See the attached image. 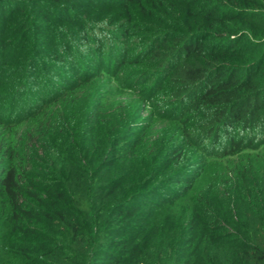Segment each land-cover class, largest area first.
Returning a JSON list of instances; mask_svg holds the SVG:
<instances>
[{"label": "trees", "instance_id": "trees-1", "mask_svg": "<svg viewBox=\"0 0 264 264\" xmlns=\"http://www.w3.org/2000/svg\"><path fill=\"white\" fill-rule=\"evenodd\" d=\"M96 1L99 0H30L27 5L24 0H0V57L10 38L18 40L23 32L32 33L34 22L51 17L60 24L53 26L59 37L58 54H65L72 46L83 54V49L90 47L101 55L118 50L122 59L135 48L134 62L149 73L150 92L166 90L176 102V120H190V128L177 138L181 145L185 143L192 149L184 150L180 144L169 148L179 156L170 169L162 157L153 165L144 161L137 170L129 172L124 156L107 157V151L105 157L87 158L88 163L95 162L92 167L79 166L77 170L67 164L63 202L51 203L56 210L53 214L41 211L48 219L47 225L35 231L33 236L38 243L32 251L25 249L12 256L27 260L42 251L51 264H91L93 259L103 260V264H264V186L252 203L246 198L253 197V190L245 183L234 187L229 198L221 201L215 198L217 192L211 196L184 184L193 177L189 171L191 162L229 155L233 148L264 135V42L248 40L249 35L264 28V21L259 28L254 21L255 10L264 8V0H186L191 7H184L188 14L181 25L183 31L179 32L151 21L138 23L130 14L115 19L90 18L88 8ZM109 1L107 5L115 6ZM168 1L180 0H120L116 6L127 3L142 8L143 4L152 3L158 8ZM195 4L199 6L198 14L191 11ZM61 7L67 11L58 17L55 11ZM129 24L144 32L143 43L138 47V41L128 44L127 37L114 33L118 26ZM12 33L14 37H9ZM9 85L11 92L17 83ZM52 96H46V101ZM27 109L25 113H33L38 108ZM4 118L0 114V119ZM118 141L128 149V140ZM22 183L16 168H0V198L5 199L13 214L21 213L32 220L30 210L24 206L27 191ZM175 185L184 192L194 190L189 200L181 194L171 193L170 198L162 195ZM157 191L160 193L150 209L174 207L172 201L184 196L192 201L187 205L188 213L183 214L185 219H175L177 230L170 233L155 225L153 229L158 228L163 239H157L154 233L151 240L149 236L141 244L142 238L126 237L117 246L115 231L123 229V234H128L117 220L134 223L142 205L136 201ZM133 195L139 197L130 201ZM4 208L0 209V216ZM172 220L174 217L171 223ZM229 224L238 227L246 239L227 246L222 234L213 233ZM5 251L11 253L10 248Z\"/></svg>", "mask_w": 264, "mask_h": 264}, {"label": "rangeland", "instance_id": "rangeland-1", "mask_svg": "<svg viewBox=\"0 0 264 264\" xmlns=\"http://www.w3.org/2000/svg\"><path fill=\"white\" fill-rule=\"evenodd\" d=\"M24 1L30 5V0ZM119 1L110 0L109 3L115 5L113 7L107 5V0L92 3L88 8V17L106 16L115 19L130 14L138 23L151 21L157 26H166L179 32L183 31V20L187 19L185 16L188 11L185 12L184 7L186 4L191 7L186 0L168 1L161 3L158 8L153 7L152 3H145L142 8H134L127 3L116 6ZM172 5L177 8L174 9ZM74 8L79 11L77 6ZM198 8V4H195L190 10L196 12ZM66 11L61 7L55 11V15L61 17ZM255 14V25L259 28L264 21V8L255 10ZM39 19L42 22H34L32 33L25 31L18 40L10 38L5 44L9 46L1 50L0 114L7 119H0V168L14 167L18 170L19 178L23 180L22 187L27 191L24 206L30 210L32 220L21 213L13 214L5 199L0 198V209L5 207L0 216V246L3 247L0 250V264H51L42 251L27 260L20 255H16L18 258L12 255L20 254L25 249L31 250L37 245L38 240L33 235L35 231L43 229L48 220L41 211L53 214L56 210L51 207V203L63 202L67 164L77 170L79 166L92 167L95 162L88 163L87 158L92 155L94 159L105 157L107 151V157L124 156L129 172L137 170L144 161L153 165L162 157L168 163L167 169H170L172 162L179 156L168 149L178 146L183 132L191 126L187 118L184 121L176 120V102L170 99L166 90L150 92L149 73L134 62L137 57L134 56L135 48L131 50L132 54H125L122 59L118 50L101 55L90 47L83 49V54L74 51L73 46L65 54H58L56 48L59 37L53 26L60 24L52 17ZM146 28L150 29V26ZM258 31L249 35L248 40L252 43L264 42V28ZM114 33L127 37L128 44L133 45V42L138 41L140 44L137 47L145 37L135 24L118 26ZM14 34L9 37H14ZM32 41L34 46L30 43ZM213 41L216 43V40ZM14 47L19 52H14ZM9 83H17L11 92ZM51 95L53 98L47 102L45 97ZM27 107L29 110L38 109L33 113L32 110L25 113ZM19 114H24L21 119H13ZM75 123L77 126H74ZM124 139L129 141L126 150L118 141ZM249 142L233 148L234 152L229 155L196 164L191 162L189 171L193 177L184 184L187 183L194 190L198 188L206 194L211 193V196L217 192L215 198L217 196L221 201L229 198L234 187L245 183L253 190V197L246 198V201L254 203L255 197L261 195V186H264V135ZM181 146L184 150L192 149L185 143ZM194 190L184 192L175 185L162 195L170 198L171 193L181 194L189 200ZM158 193L144 196L142 200H137L139 195L129 198L142 205L134 223L127 224L120 218L117 220L128 233L123 234V229L115 231L113 239L118 243L117 246L126 237L142 238L141 244L146 243L149 236L151 240L154 233L157 239H163L158 228L153 229L155 225L169 233L177 230L175 219H185L183 214L188 213L186 208L192 201L188 202L183 196L181 200L172 201L174 207L151 210L150 205L156 203ZM213 233L222 234L227 246L235 245L244 238L241 230L232 224ZM5 248H10L11 253ZM102 261L93 259L91 264H103Z\"/></svg>", "mask_w": 264, "mask_h": 264}]
</instances>
